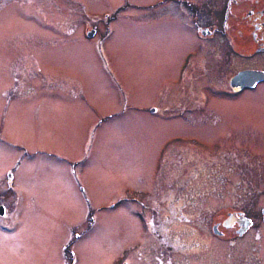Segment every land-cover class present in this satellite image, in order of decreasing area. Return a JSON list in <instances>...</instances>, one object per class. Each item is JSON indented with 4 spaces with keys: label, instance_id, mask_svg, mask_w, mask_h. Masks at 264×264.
<instances>
[{
    "label": "rangeland",
    "instance_id": "1",
    "mask_svg": "<svg viewBox=\"0 0 264 264\" xmlns=\"http://www.w3.org/2000/svg\"><path fill=\"white\" fill-rule=\"evenodd\" d=\"M131 1L124 7L122 0H0V264H114L117 258L152 256L148 235L131 247L141 226L135 213L163 217L167 196L181 184L170 176V158L163 177V140L196 132L211 141L264 147L257 131L264 129V93L252 102L226 104L204 73L188 79L187 57L203 55V41L192 36L183 15L172 14L169 1L153 8L139 4L156 0ZM102 11L112 19L106 34L95 22ZM85 14L95 29L88 40L81 35ZM189 86L209 92L205 113L217 119L227 109L240 116L250 111L261 121L233 128L208 119L216 134L195 128L172 113L197 105ZM164 98L174 106L164 108ZM193 112L200 119L202 113ZM239 156L259 187L264 175L255 156ZM233 176L222 186L208 182V190L232 202L240 185ZM220 209L210 205L214 216ZM187 211L193 222L200 218L199 209ZM193 222H175L170 229L201 237ZM65 246L72 260L62 257Z\"/></svg>",
    "mask_w": 264,
    "mask_h": 264
},
{
    "label": "flooded vegetation",
    "instance_id": "2",
    "mask_svg": "<svg viewBox=\"0 0 264 264\" xmlns=\"http://www.w3.org/2000/svg\"><path fill=\"white\" fill-rule=\"evenodd\" d=\"M165 1L170 2L172 14L177 12L184 16V25L192 36L203 41V55L187 57L184 66L188 79L193 78L196 73H204L206 76L203 78L215 91L216 97L222 98L226 104L239 101L245 103L246 99V102H252L264 93V0H156L150 6L139 4V7L153 8ZM12 2L13 0H9V4ZM122 2L124 7L133 4L131 0ZM209 7L213 13L209 11ZM203 11L207 12V19L201 15ZM100 13L102 15L96 17L95 22L104 27L106 34L111 27V15L104 11ZM82 17L81 29L85 27L81 32L82 38H94V22L87 21L86 14ZM177 87L179 86H176L175 90ZM188 89L191 92L188 97H195L197 105H186V109L168 112L191 123L195 128L216 134V131L207 125L208 119H217L216 114L205 113L211 95L208 91H198L193 86ZM166 100L164 98L162 101L164 108L174 106ZM175 101L173 100V103ZM196 108L198 113H202L200 119H197L193 112ZM220 120L237 128L236 124L252 125L260 122L261 118H255L250 111L240 116L236 111L226 109L217 122ZM257 131L264 137V129ZM247 133L252 136V133ZM2 142L10 144L5 140ZM226 144H230L227 149ZM161 146L163 147L159 149L158 163L161 171L164 169L163 177L167 174L166 161L170 158V176L174 182L179 180L181 184H174L169 197L167 196L169 199L163 210V217L154 220L149 216L151 211L146 214L135 213L141 221V226L137 232V244L131 246L138 247L148 235L156 253L148 257L137 255L117 258L114 264H264V178L259 187L254 185L253 179L251 180L253 172L246 173V168L242 167L246 164L245 159L243 158L244 163H240L242 158L239 156H255L263 176L264 159L257 151L260 146L250 141H211L196 132L173 133L167 140H163ZM8 172L12 174V170L7 169L3 176L5 186L9 189L7 191H11L13 175L11 180H8ZM229 173H232L229 180H233V175H236L237 181L240 182L239 186L236 185L239 189L230 203L221 200L218 194L213 196L214 193L208 190V182H217L222 186ZM255 195L258 196V204L254 199ZM7 202L12 204L10 198ZM211 204H217L221 208L219 215L214 216L211 213ZM2 208L4 213V207ZM189 208L200 210V218L195 222L187 211ZM190 221L195 225L193 229L203 230L201 237L192 239L188 237L186 229H170L175 222ZM202 221L206 222L202 224ZM187 229L193 231L192 228ZM62 257H71L72 260L68 246L64 247ZM68 264L72 262L69 261Z\"/></svg>",
    "mask_w": 264,
    "mask_h": 264
},
{
    "label": "water",
    "instance_id": "3",
    "mask_svg": "<svg viewBox=\"0 0 264 264\" xmlns=\"http://www.w3.org/2000/svg\"><path fill=\"white\" fill-rule=\"evenodd\" d=\"M90 35H91V33H90ZM7 178H8V180H11V178H12V174L10 173V172H8V174H7ZM3 213V208H2V206H0V215ZM262 216H263V222H264V209H263V212H262Z\"/></svg>",
    "mask_w": 264,
    "mask_h": 264
}]
</instances>
